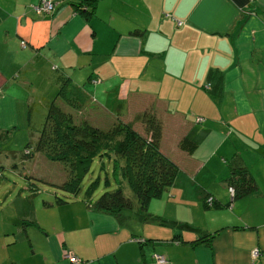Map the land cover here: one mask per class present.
<instances>
[{"label": "crops", "instance_id": "0c3cea01", "mask_svg": "<svg viewBox=\"0 0 264 264\" xmlns=\"http://www.w3.org/2000/svg\"><path fill=\"white\" fill-rule=\"evenodd\" d=\"M38 1L0 0V167L14 161L6 151L25 128L27 70L36 61L40 80L53 65L76 82L86 74L92 83L82 86L97 111L112 114L97 102L111 85L126 121L152 103L162 121L160 148L178 172L149 201L148 220L76 200L45 205L52 198L38 201L40 191L30 196L24 186L15 215L0 220V250L20 245L0 264H73L68 255L78 264H158L154 255L165 258L161 264H264V0H95L87 19L73 9L79 0H54L47 13L33 10ZM213 68L221 78L206 88ZM182 136L196 142L189 154L177 146ZM229 161L256 184L230 208ZM1 180L3 172L0 187ZM206 196L218 206L205 207ZM204 233L213 235L174 239Z\"/></svg>", "mask_w": 264, "mask_h": 264}, {"label": "trees", "instance_id": "16d2710c", "mask_svg": "<svg viewBox=\"0 0 264 264\" xmlns=\"http://www.w3.org/2000/svg\"><path fill=\"white\" fill-rule=\"evenodd\" d=\"M95 0H79L72 2L75 12L87 19L94 13ZM55 3L53 4L54 7ZM53 9V8H52ZM51 9V10H52ZM34 10V9H33ZM50 10V11H51ZM37 13V12H36ZM132 34L141 35L142 29L133 28ZM52 81L56 85L54 96L50 99L40 97L26 100L25 127L27 138L19 151L8 150L15 160L18 153L21 160L31 161L37 151L44 154L49 161L61 163L64 169V179L61 183L52 185V201L45 205L63 204L74 201L81 188V180L89 171L91 163L96 159L102 166L103 160L111 163V176L115 189L103 191L94 200L89 197L92 183L85 191L81 202L90 210L101 212L113 217L120 216L123 210H135L143 219L148 220L147 205L151 199L158 198L172 186L178 172L177 164L172 161L160 148L162 121L156 107L150 103L142 110L135 112L130 120H116L103 127L97 122L89 120L85 113H74L65 110L54 98L59 97L70 107L81 109L87 100L93 99L83 86L62 71L54 70ZM213 68L208 70L209 84L214 79L213 86L221 78L220 71ZM217 72V73H216ZM218 86L213 92H218ZM94 102V101H93ZM44 106L45 113L39 126L32 125L31 113L34 106ZM117 103V111L121 108ZM76 112V111H75ZM119 112V111H118ZM79 114V115H78ZM118 116V113H115ZM135 123L141 125L137 130ZM196 142L188 136H182L177 146L191 153ZM27 161V162H28ZM228 174L224 179L227 192L231 188L230 205L233 201L247 196L256 189V184L246 168L239 162L227 163ZM13 170L16 164L12 165ZM102 168V167H101ZM3 168L0 167V178ZM23 174L26 188L30 196L36 194L40 188L36 185V177ZM35 181V182H34ZM130 195L124 194V184ZM107 172L103 175V186H110ZM205 207H217L211 196L203 200ZM212 233L199 235L196 240L186 241L175 234V242L196 243L210 239Z\"/></svg>", "mask_w": 264, "mask_h": 264}, {"label": "rangeland", "instance_id": "374dc122", "mask_svg": "<svg viewBox=\"0 0 264 264\" xmlns=\"http://www.w3.org/2000/svg\"><path fill=\"white\" fill-rule=\"evenodd\" d=\"M37 62L32 61L30 64L27 74L30 79H28L27 83L28 86L26 89L28 90L29 96L32 100H37L40 97L45 98H52L54 96V93L56 91V85L52 81L53 78V72L52 69H48L47 75L42 77L40 80L39 76L37 75V72H33V70L37 71ZM50 67V66H49ZM27 69V68H26ZM86 74H83L81 79H79L77 82L81 85L92 83L88 81ZM127 81H124L122 84L125 85ZM119 84V83H118ZM121 84V86H122ZM128 84V83H127ZM131 84H134L133 82ZM107 85H110V83H107ZM112 86V85H111ZM109 86V89L106 91H102L101 95H98V98H100L98 103L102 102V104L105 106L106 110L112 114H106L104 111L98 110L97 106L92 100H87L86 103L81 107L80 110L75 107H70L67 105L66 102H64L62 99L60 100L59 97H55L54 100L60 104L65 110H70L74 113V117L77 118L78 116L76 113H85L89 120H92L97 122L98 124H101L103 127H107L109 122H113L116 120V117H118L119 120L126 121L124 118H130V115L128 114H120V116H115V113L117 112L116 104L121 102L118 99L119 92L117 91L116 86ZM204 87L208 88L209 84H205ZM97 99V98H96ZM103 100V101H102ZM133 102L134 107H137L136 105H139L140 102H135V99L131 100ZM135 102V104H134ZM147 106V105H146ZM143 107V108H146ZM76 111V112H75ZM138 112V111H137ZM45 113L44 106L36 105L32 109L31 113V121L32 125L37 127L39 126L40 122L43 119ZM78 114V115H79ZM133 116V114H132ZM197 121L200 119L199 117L196 118ZM141 125L138 123L135 124V127L137 130H140ZM23 128V127H21ZM26 127L21 129L18 127L17 134L15 135L14 139H11V144L13 146V150L19 151L22 149V146L27 138V132ZM16 132V131H15ZM25 134L22 135V134ZM17 157L14 161L10 162L7 169L5 167V164L3 163L1 166L4 167L1 172H3V177L7 180H1V187H0V220L5 218L6 216L13 217L15 215V212L17 211L18 207L16 208V205H21L20 200H18L16 195L20 192H22V188L26 186L25 180L23 176L20 173L31 175L37 181L35 182L36 185L39 186L40 192H38L35 196L38 197V201H40L41 198H52V185H54V182H57L58 184L61 183L64 179V169L61 163L55 162V161H49L44 154L40 153V151H37L36 154H34L31 161L28 160H21L19 158L18 153H16ZM28 161V162H27ZM16 164L15 172H11L10 170H13L12 165ZM102 167V168H101ZM107 172L108 177L110 179V186L105 188L103 186V175L104 172ZM92 183L91 189L89 192V197L91 200H94L100 195L103 191H110L116 188V186L113 183L112 176H111V163L110 161H107L106 159L103 160L102 166L96 159L91 163V166L89 168V171L85 174V176L81 180V188L79 193L75 196L76 201H81L84 198V191L86 187ZM124 184V194L130 195V191L126 184ZM231 194L229 193V196ZM230 208V205L227 206ZM15 210V211H14ZM5 216V217H4ZM24 241V240H23ZM19 243H12L9 244L3 249L0 250V262H5L7 260V257L9 256V253L12 251L14 252L12 247L16 246L18 248ZM24 244V243H23ZM22 244V246H23ZM27 244V243H26ZM20 245V244H19ZM155 261V260H154Z\"/></svg>", "mask_w": 264, "mask_h": 264}, {"label": "built area", "instance_id": "2783aa9c", "mask_svg": "<svg viewBox=\"0 0 264 264\" xmlns=\"http://www.w3.org/2000/svg\"><path fill=\"white\" fill-rule=\"evenodd\" d=\"M55 3L54 0H39L36 4L33 5V9L37 13H47L53 8V4ZM180 21H177L179 23ZM20 46H25V41L21 40L20 41ZM229 193H232L231 188H228ZM257 255V251L253 250L251 252V257H255ZM67 258L69 261L73 264H78L79 261L75 256L68 255ZM153 259L155 260L156 263L161 264L165 262V258L162 255H154Z\"/></svg>", "mask_w": 264, "mask_h": 264}]
</instances>
